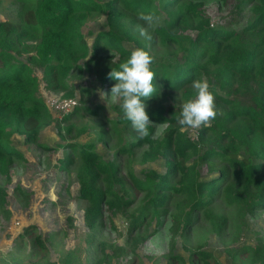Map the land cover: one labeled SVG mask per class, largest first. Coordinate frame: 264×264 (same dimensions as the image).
<instances>
[{"label": "trees", "instance_id": "1", "mask_svg": "<svg viewBox=\"0 0 264 264\" xmlns=\"http://www.w3.org/2000/svg\"><path fill=\"white\" fill-rule=\"evenodd\" d=\"M19 1L26 8L22 22L0 20V173L6 178L14 160L24 158L21 151L9 146L10 138L17 133L26 144L38 145L40 130L51 119L48 107L37 94L38 78L27 61L15 56L22 54L17 46L27 39L37 40L35 54H29L28 59L43 68L45 80L54 88H66L65 80L73 70L89 69L100 82L108 83L115 81L109 78L111 69L119 70V65L130 57L131 50L124 47L125 42L147 51V46L122 23L124 15L115 3L138 16L156 13L151 0ZM176 1L162 3L172 5ZM203 1L180 0L168 18L155 28L161 42L178 45L184 58L175 66L151 67L156 76L153 83L159 79L165 90L182 91L188 99L194 93L186 87L205 76L211 83L210 91L226 110H216V118L208 126H201L198 141L204 150H199L198 144L181 131L177 123L180 111L170 110L167 114L162 103L147 113L152 122L168 123L163 137L153 139L154 128L149 125L147 137L130 143V147L147 146L143 161L161 157L166 172L150 169L143 173V179L130 177L133 186L146 193L147 204L131 217L129 229H136L148 217L147 205L153 209L162 207L167 193H176L181 199L171 216V250L182 225L187 228L190 215L198 210H202L216 234L224 230L227 218L208 209L210 198L220 193L227 204L236 208L234 225L238 233L247 216L253 217L264 209V0H250L254 18L240 30L210 25ZM94 11L105 15L107 30L94 36L89 46L82 26ZM189 29L196 32L194 37L184 34ZM104 49L116 56L97 54ZM160 97L165 99L164 92L156 88L153 96L143 102ZM113 108L121 122L130 123L119 105ZM73 111L63 117L64 121L69 120ZM68 147L78 153L81 161L77 171L78 197L88 202L84 221L92 231L104 208L111 214L125 213L134 199L123 188L120 168L105 160L92 144ZM73 163V156L67 154L59 160V169L67 171ZM218 164L223 166L217 168ZM202 166L211 171L207 178L201 176ZM170 177L177 178L175 185L170 184ZM6 203L7 191L0 186V206ZM37 241L44 250L43 242L39 238ZM113 248L114 252H122L118 246ZM251 249L253 263L264 264V247L257 245ZM198 255L205 264H220L211 254L199 251ZM61 264H72V253Z\"/></svg>", "mask_w": 264, "mask_h": 264}, {"label": "rangeland", "instance_id": "2", "mask_svg": "<svg viewBox=\"0 0 264 264\" xmlns=\"http://www.w3.org/2000/svg\"><path fill=\"white\" fill-rule=\"evenodd\" d=\"M151 1L159 21L149 29L153 37L150 41L137 31V26L143 25L137 14L118 2L115 7L123 13L125 27L147 46L153 57L151 67L175 66L182 62L184 52L176 44H163L155 28L168 18V13L180 0L172 5H164L162 0ZM250 3V0H204L203 7L213 27L240 30L254 18ZM24 9L19 0H0V20L21 23ZM106 30L105 15L98 11L91 12L82 26L89 46L94 36ZM184 34L194 37L196 32L189 29ZM36 43L35 38L24 40L17 46L22 54L15 53V56L18 60L27 61L38 78L37 94L44 102L50 97L72 98L76 106L67 121L48 108L51 119L42 126L38 145L26 144L24 137L17 133L10 138L9 146L21 151L24 158L14 160L9 178L0 173V186L7 191V203L4 207L0 206V264H61L69 253H72V264H98L99 261L101 264H205L198 255L199 251L211 254L220 264H258L252 261L251 248L257 245L264 247V209L257 211L253 217L247 216L238 233L234 225L236 208L227 204L221 193L210 198L208 207L227 218V224L219 235L203 217L202 210H198L190 215L191 223L187 228L182 225L171 250V216L176 202L181 199L176 193H167L162 207L153 209L147 205L148 217L139 227L130 230L131 217L147 204L146 193L135 188L130 177L143 179V173L150 169L165 173L163 159L143 161L142 153L147 146L130 147L132 141L142 138L132 128L131 122L125 124L120 121L113 108L119 105L110 98L116 81L103 83L89 69L82 72L73 70L65 80L66 88H54L45 80L43 68L28 59L29 54H35ZM183 46L185 49L187 44ZM124 47L132 50L136 45L125 42ZM97 54L116 56L107 49L98 50ZM202 79L207 80L211 88L210 81L205 76ZM155 84L160 93L164 92L165 99L160 97L145 102L146 111L161 103L167 114L170 110L181 111V105L195 95L192 84L186 87L194 93L188 99L182 91L165 90L159 79ZM214 98L216 110H226L227 107L216 95ZM153 128L155 133V126ZM200 128L185 127L181 131L198 144L199 150H204L198 141ZM164 132L155 138L153 133L152 138L161 139ZM69 144H92L105 160L113 161L120 168L124 190L134 199V204L125 213L111 214L104 208L92 231L84 221L88 202L78 197L77 171L81 161L78 153L68 147ZM67 154L73 156L74 163L67 171H62L59 160ZM222 166L218 164L217 168ZM210 173L206 166L201 167L202 177L207 178ZM169 182L175 185L177 178L170 177ZM37 238L43 242L44 250L39 247ZM114 246L122 252H114Z\"/></svg>", "mask_w": 264, "mask_h": 264}, {"label": "clouds", "instance_id": "3", "mask_svg": "<svg viewBox=\"0 0 264 264\" xmlns=\"http://www.w3.org/2000/svg\"><path fill=\"white\" fill-rule=\"evenodd\" d=\"M138 19L143 21V25H138L137 31L145 39L152 40L149 29L158 23L159 17L151 13H141ZM152 63L153 57L148 51L134 47L130 57L119 65V70L112 68L108 74L110 79L116 81L111 89L110 98L119 103L124 117L131 122L132 128L140 138L149 135V125L156 128L154 138L162 134L169 126L167 122L153 124L146 111L147 106L143 102L151 98L156 90V85L153 83L156 76L151 70ZM191 86L195 90V95L181 105L180 115L177 118L181 130L185 127L191 129H199L202 125L206 127L217 116L215 98L207 80L196 79ZM103 96L106 95L103 94Z\"/></svg>", "mask_w": 264, "mask_h": 264}, {"label": "built area", "instance_id": "4", "mask_svg": "<svg viewBox=\"0 0 264 264\" xmlns=\"http://www.w3.org/2000/svg\"><path fill=\"white\" fill-rule=\"evenodd\" d=\"M46 106L61 115L60 118L70 114L76 106L72 98L50 97L45 101Z\"/></svg>", "mask_w": 264, "mask_h": 264}]
</instances>
